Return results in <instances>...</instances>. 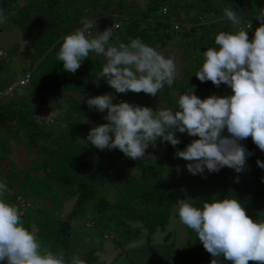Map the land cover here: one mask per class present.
<instances>
[{
    "label": "trees",
    "instance_id": "trees-1",
    "mask_svg": "<svg viewBox=\"0 0 264 264\" xmlns=\"http://www.w3.org/2000/svg\"><path fill=\"white\" fill-rule=\"evenodd\" d=\"M168 5L167 0H150L145 8L132 0H0V11L10 16L29 44V49L21 53L29 62L23 74L32 73L26 87L16 88L14 97L0 104V181L7 187L4 199L15 204L20 212L23 209L18 198L24 200L28 206L21 215L23 226L33 232L43 248L63 252L66 260L77 255L85 264H103L99 255L104 252L107 232L118 235L117 247L139 239L143 231L147 245L151 244L152 236L168 226L177 200L192 199L199 204L213 197L232 196L242 203L249 218L264 220V169L256 165L257 159L264 162V152L250 136L239 141L251 153L240 173L222 167L218 172L205 170L197 175L187 172L185 165L189 162L175 157L177 150H183L198 139L186 133L175 134L180 140L175 147L157 140L155 147L149 145L145 157L138 160L125 157L118 149L99 150L84 141L92 127L106 123L102 118L106 110L103 113L95 109L89 111L88 98L109 94L115 97L114 104L125 101L153 111L165 107L178 111L175 108L177 95L191 89L193 92L202 90L207 96L216 91L217 86L210 81L200 82L195 76L203 62L201 54L215 46L217 33L236 31L243 23L234 26L223 20L224 15L214 0H197L196 5H185L186 17L175 22L180 26L175 30L174 22L167 18L171 14ZM232 5L241 6L248 20L255 27L260 26L255 15L264 8V1L233 0ZM194 9L196 13L192 14ZM108 15L115 17L104 23ZM209 16L218 20L203 24L202 20ZM82 18L100 19L102 26L98 32L118 22L120 28L112 31L110 38L113 45L139 38L155 49H165L174 42L180 49L182 71L175 76L173 85L165 86L157 96L130 91L115 93L99 77L105 61L94 53L81 61L75 73L64 71L56 54L63 38L82 26ZM247 36L250 42L253 35ZM163 55L171 56L167 52ZM5 69L0 58V74ZM222 86L223 97L232 94L230 88L223 83ZM7 87L0 82V89ZM50 109H58L60 114L52 123H47L38 115L41 110ZM221 135L230 134L225 129ZM12 140L23 146L31 157L24 168L17 171L2 166L9 160ZM164 173H168L167 176ZM108 186L116 192L115 202L101 195ZM71 199L74 205L66 219L49 213L48 203L60 209ZM33 205L39 206L34 209ZM86 214L92 216L86 227L91 222L92 226L87 228H96L97 232L91 234L90 248L82 251L72 246V221ZM101 226L106 229L102 230ZM213 259L218 264H232L222 256L212 257L196 233L187 228L185 246L174 255L167 250L164 264H211ZM141 264L155 263L147 259ZM247 264L260 262L248 261Z\"/></svg>",
    "mask_w": 264,
    "mask_h": 264
},
{
    "label": "clouds",
    "instance_id": "clouds-1",
    "mask_svg": "<svg viewBox=\"0 0 264 264\" xmlns=\"http://www.w3.org/2000/svg\"><path fill=\"white\" fill-rule=\"evenodd\" d=\"M224 17L234 26L244 21L232 7L223 9ZM264 21V8L255 15ZM6 20L0 11V24ZM82 27L66 35L56 54L63 70L75 73L89 53L102 56L104 64L99 73L115 93H140L157 96L165 86L175 80L174 59L165 57L139 38L127 44L110 43L112 27L86 35L91 21L82 18ZM250 25H247L249 29ZM247 31H221L215 35L214 47L201 55L203 62L196 78L221 83L231 89V95H210L201 100L193 89L177 95L176 107L153 111L121 101L113 103L114 96L102 94L86 100L89 111L105 112L106 123L92 127L84 141L99 150L118 149L125 157L138 160L145 150L157 140L175 147L180 143L176 133L198 137L177 150L175 157L189 162L188 173L218 172L228 167L240 173L251 155L239 143L251 137L252 142L264 152V22L254 31L249 42ZM98 78V79H100ZM229 136H222L223 130ZM111 134V135H110ZM264 169V162L256 161ZM264 182V178H262ZM6 184L0 181V264H85L77 255L65 259L63 252L43 248L41 242L23 226L21 212L15 204L4 199ZM179 221L193 230L203 248L212 257H223L232 264L257 261L264 264V220L249 218L240 201L232 196L210 198L195 203L192 199L177 200ZM211 264H218L216 259Z\"/></svg>",
    "mask_w": 264,
    "mask_h": 264
},
{
    "label": "rangeland",
    "instance_id": "rangeland-1",
    "mask_svg": "<svg viewBox=\"0 0 264 264\" xmlns=\"http://www.w3.org/2000/svg\"><path fill=\"white\" fill-rule=\"evenodd\" d=\"M140 4L142 7L148 4L150 0H132ZM168 6L171 9V14L167 17L174 24L181 22L186 17V8L185 5L197 4V0H167ZM240 1V0H238ZM264 1V0H261ZM233 0H214L221 13L223 14V9L230 8L239 13V16L243 21H249L247 15L244 12V9L239 6L235 7L232 5ZM6 20L3 24H0V52L6 54V56H0L3 59L4 65L6 67L5 71L0 74V82L6 84L7 86L15 83L17 79L23 74L24 70L28 67L29 62L24 59L22 52L29 49V44L27 40L22 36L20 30L14 25L11 21L10 16L2 11ZM192 14H195V9L191 11ZM114 15H108L107 18H104V23H109L114 18ZM218 19L214 16H209L206 19L202 20L203 24H212ZM223 20H227L225 17ZM257 20V19H256ZM176 22V23H175ZM250 22V21H249ZM264 22V21H260ZM259 23V24H260ZM102 26V25H101ZM175 41V40H174ZM157 51L164 54L165 52L169 53L174 59L176 67V75L179 76L180 72L183 69V62L181 59V53L179 46H175L174 42L171 43L165 49H156ZM223 86L222 83L216 87V91L212 95L218 97H223ZM204 91L198 90L193 92L198 98L203 100L208 96L203 93ZM14 97V96H13ZM12 97V98H13ZM11 98V99H12ZM10 100V99H9ZM59 110H41L39 112V118L46 121L47 123H52L54 117L59 115ZM11 152L9 154V160L2 163L7 169H12V171H17L24 168L25 164L28 163L31 159L30 155L27 153L26 149L23 146L16 144L14 140L10 142ZM91 159V158H90ZM93 164L96 162L94 159L91 160ZM151 174L153 173L150 171ZM168 173H164L167 176ZM101 195H104L105 198L111 202L117 200V195L115 190L108 186L102 192ZM74 205V200H67L61 206L60 209L56 206H53L51 203L47 204V209L50 212H54V216L60 219H66L70 214ZM39 205H33L32 207L38 208ZM173 215L169 219L168 226L164 230H158L152 236V243L147 245L146 243V233L142 232V235L139 239L133 241L132 243L125 245V247H117L115 242L119 241L118 235L114 232H107L106 242L104 244V252L99 255L100 260L103 264H141L147 259L152 260L155 264H164L165 255L167 250L173 255L179 252L186 244L187 240V227L184 226L179 218L175 216L176 209L173 208ZM92 216L89 214L84 215L83 217H78L72 221L73 229V240L72 246L79 250H88L91 243V234L97 232L96 228L88 229L86 227L87 220L91 219ZM92 226L91 222H88ZM89 226V227H90ZM102 230H105V226L100 227ZM129 258V259H128ZM171 263V261H169ZM167 264V263H166Z\"/></svg>",
    "mask_w": 264,
    "mask_h": 264
},
{
    "label": "built area",
    "instance_id": "built-area-1",
    "mask_svg": "<svg viewBox=\"0 0 264 264\" xmlns=\"http://www.w3.org/2000/svg\"><path fill=\"white\" fill-rule=\"evenodd\" d=\"M166 9L163 10V13L166 14ZM250 25L249 29L247 28V25ZM174 25V29L178 30L180 28L179 24H173ZM82 26L78 27L81 28ZM101 27V20L97 19L94 21H91V26L88 29V31L86 32V35L93 37L95 34H97L98 30ZM112 27V31H116L120 28V24L118 22H115L111 25ZM77 28V29H78ZM257 27H255V25H253L251 22L249 21H244L243 26L240 29H243L245 31L248 30L247 35L252 36L254 34V31ZM0 56H6V54H3L2 52H0ZM31 76L32 73L31 71H27L25 72L21 77H19V79H17V81L11 85H9L7 88L5 89H0V104L3 102H6L8 99L12 98L14 95V91L16 88L18 87H26L31 80ZM10 191V190H8ZM18 202L22 207V211H21V215L23 214L24 209L28 206L27 203L18 198ZM89 224H87V227L89 228Z\"/></svg>",
    "mask_w": 264,
    "mask_h": 264
},
{
    "label": "flooded vegetation",
    "instance_id": "flooded-vegetation-1",
    "mask_svg": "<svg viewBox=\"0 0 264 264\" xmlns=\"http://www.w3.org/2000/svg\"><path fill=\"white\" fill-rule=\"evenodd\" d=\"M259 1H261V0H259Z\"/></svg>",
    "mask_w": 264,
    "mask_h": 264
}]
</instances>
